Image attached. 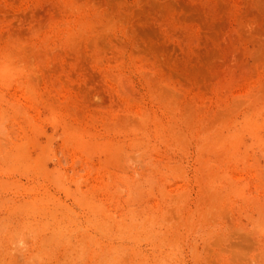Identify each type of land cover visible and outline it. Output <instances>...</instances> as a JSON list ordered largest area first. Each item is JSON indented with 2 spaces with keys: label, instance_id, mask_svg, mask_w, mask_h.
<instances>
[{
  "label": "rangeland",
  "instance_id": "374dc122",
  "mask_svg": "<svg viewBox=\"0 0 264 264\" xmlns=\"http://www.w3.org/2000/svg\"><path fill=\"white\" fill-rule=\"evenodd\" d=\"M0 264H264V0H0Z\"/></svg>",
  "mask_w": 264,
  "mask_h": 264
}]
</instances>
